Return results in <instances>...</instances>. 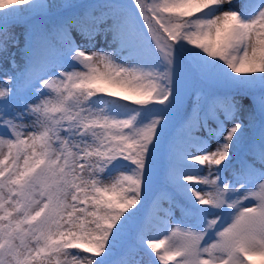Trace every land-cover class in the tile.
Returning a JSON list of instances; mask_svg holds the SVG:
<instances>
[{
  "label": "snow or ice",
  "instance_id": "1",
  "mask_svg": "<svg viewBox=\"0 0 264 264\" xmlns=\"http://www.w3.org/2000/svg\"><path fill=\"white\" fill-rule=\"evenodd\" d=\"M0 62V264H264V0H0Z\"/></svg>",
  "mask_w": 264,
  "mask_h": 264
},
{
  "label": "trees",
  "instance_id": "2",
  "mask_svg": "<svg viewBox=\"0 0 264 264\" xmlns=\"http://www.w3.org/2000/svg\"><path fill=\"white\" fill-rule=\"evenodd\" d=\"M241 0H236V3L239 4ZM103 0H81L74 5H90L96 3H102ZM62 12V11H61ZM60 13V12H59ZM59 13L50 15V16H35L30 17L25 22H23L24 31L25 29H31L32 31H39L43 28L50 27L54 20L58 17ZM247 123V120H246ZM248 126L255 132L259 131L258 122L256 124H248ZM179 129L178 117H174L168 128L165 130L162 144H166L169 137L175 135ZM255 137L249 132L245 133V138ZM165 187V178H164V154L163 151L157 154V159L154 167L153 175V184L149 192L146 193L142 205H140V213L134 217L128 225V229L124 233V236L121 242L117 245L113 259L119 260L122 252L127 248L128 245L135 244L136 237L138 234L149 227V223L158 221L155 218V214L159 211H162L161 203L154 204L153 200L157 193H159Z\"/></svg>",
  "mask_w": 264,
  "mask_h": 264
},
{
  "label": "rangeland",
  "instance_id": "3",
  "mask_svg": "<svg viewBox=\"0 0 264 264\" xmlns=\"http://www.w3.org/2000/svg\"><path fill=\"white\" fill-rule=\"evenodd\" d=\"M79 1H81V0H50L51 3H53V4H57V5H67V4H72V5H74V4L78 3ZM124 2H125V3H128V4H131V3H132V0H124ZM63 10H64L63 8H55V9L53 10V12L50 13V14H48V15H53V14L59 13V12H61V11H63ZM29 18H30V17H27V18H25V20L20 21V23L17 24V25H14V26H13V29H12L14 32L17 33V35L20 36L21 44H23V42H24L23 33L25 32L22 23L25 22V21H26L27 19H29ZM100 42H101V44L103 43L102 39H101ZM13 51H14V49H13ZM15 67H16V65H12V66H11V68H15ZM11 68H9V69L4 68L2 62H0V78H2L3 73H4L5 71H9V72H10V71H11ZM246 131H249V127L247 128ZM160 203H161V206H162L163 208H167V207H168V204H167L166 202L161 201ZM162 216H163V213H162V212H159V213L156 214V217H157L158 219H160V220H161V217H162ZM179 217H180V215H179V211H177L176 214H175V218H176V219H179ZM143 232H144V234H145L146 236H148V237H153V236H158V235H160V234L163 232V228H162L161 225L158 226V225L153 224L150 228H148V230H145V231H143ZM127 251H128V250H127ZM127 251L125 252L123 258L125 257ZM137 256H138V258H142L143 261L145 262V264H151V261H152V255H149V254L147 255V253H145L144 251H139V252L137 253Z\"/></svg>",
  "mask_w": 264,
  "mask_h": 264
}]
</instances>
